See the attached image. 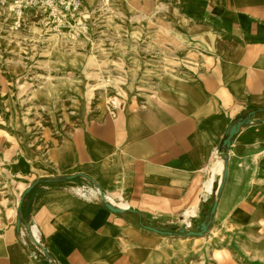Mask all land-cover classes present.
Instances as JSON below:
<instances>
[{"label": "crops", "instance_id": "crops-1", "mask_svg": "<svg viewBox=\"0 0 264 264\" xmlns=\"http://www.w3.org/2000/svg\"><path fill=\"white\" fill-rule=\"evenodd\" d=\"M188 7L175 18L188 27L175 35L170 68L134 82L119 110L49 147L48 173L24 197L0 264H150L148 249L134 247L149 244L139 223L208 202L225 167L216 211L233 219L218 228L237 231L215 264H264V0Z\"/></svg>", "mask_w": 264, "mask_h": 264}, {"label": "rangeland", "instance_id": "rangeland-1", "mask_svg": "<svg viewBox=\"0 0 264 264\" xmlns=\"http://www.w3.org/2000/svg\"><path fill=\"white\" fill-rule=\"evenodd\" d=\"M9 5L0 2V244L7 247L25 189L48 173L49 147L65 134L73 138L86 119L119 110L134 82L169 69L175 35L188 27L175 18L189 13L188 0H85L79 13L64 19L28 8L18 23ZM50 88L49 100L40 93ZM221 187L208 202L198 199L166 219L146 220L165 234L149 230V244L136 250L148 249L150 264H215L237 231L218 228L233 218L212 213ZM203 223V235L187 234Z\"/></svg>", "mask_w": 264, "mask_h": 264}, {"label": "built area", "instance_id": "built-area-1", "mask_svg": "<svg viewBox=\"0 0 264 264\" xmlns=\"http://www.w3.org/2000/svg\"><path fill=\"white\" fill-rule=\"evenodd\" d=\"M85 0H0L6 4L9 3L10 11L16 15L15 19L21 23L24 11L35 10L37 13L47 14L46 18L64 19L67 15H75L81 11ZM219 155L226 157L223 147L219 150Z\"/></svg>", "mask_w": 264, "mask_h": 264}, {"label": "water", "instance_id": "water-1", "mask_svg": "<svg viewBox=\"0 0 264 264\" xmlns=\"http://www.w3.org/2000/svg\"><path fill=\"white\" fill-rule=\"evenodd\" d=\"M246 121L240 119L237 123L233 124L227 134L226 139L223 142V149L225 150V155L226 157L229 155V151H230V147L232 145V139L235 136V134H237L239 132L240 127L245 123ZM225 157V158H226ZM228 174V167H225L224 173H223V178L221 181V186L224 184L226 177ZM35 187V183L30 184L24 191L20 204H19V209L22 207L23 201H24V197L29 194ZM218 203L215 202L213 204L212 207V213H214L216 211ZM107 206L109 209H111L114 212H124V209L121 207H117L109 202H107ZM31 209H32V204H29L28 208H27V215H30L31 213ZM18 225H20V219H18ZM146 229L157 232V233H161V234H165V231L160 230L154 226H150V225H146L145 226ZM207 230V224L203 223L201 226V230L199 231H195V230H190L187 232L188 235H193V236H198V235H203L205 233V231ZM167 233H171L170 231H168ZM181 233H184V230H181Z\"/></svg>", "mask_w": 264, "mask_h": 264}, {"label": "bare ground", "instance_id": "bare-ground-1", "mask_svg": "<svg viewBox=\"0 0 264 264\" xmlns=\"http://www.w3.org/2000/svg\"><path fill=\"white\" fill-rule=\"evenodd\" d=\"M40 94H42V96H45L46 99H52L53 98V95H54V89L53 88H50V89H47L45 91H42ZM223 159L221 160L220 162V166H219V171L222 172L223 171ZM223 173V172H222ZM211 184V183H210ZM209 184V185H210ZM108 199H110L111 197L107 196ZM5 206L7 207L8 206V203L5 201L4 202ZM123 205H125V203H121ZM198 211V207H194L190 212H188L189 214H194ZM13 215V211H10L8 213V217H7V220H11V217ZM6 221V220H5ZM2 223H3V220H2ZM5 226H6V223H3ZM34 235H36V232H34ZM166 237V236H164Z\"/></svg>", "mask_w": 264, "mask_h": 264}, {"label": "trees", "instance_id": "trees-1", "mask_svg": "<svg viewBox=\"0 0 264 264\" xmlns=\"http://www.w3.org/2000/svg\"><path fill=\"white\" fill-rule=\"evenodd\" d=\"M139 225L141 226V227H145L146 225H147V223L145 222V221H141L140 223H139ZM164 229H166L165 227H163Z\"/></svg>", "mask_w": 264, "mask_h": 264}]
</instances>
